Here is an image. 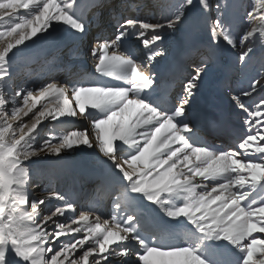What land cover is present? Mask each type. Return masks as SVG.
<instances>
[{"label": "snow or ice", "instance_id": "6c2138e0", "mask_svg": "<svg viewBox=\"0 0 264 264\" xmlns=\"http://www.w3.org/2000/svg\"><path fill=\"white\" fill-rule=\"evenodd\" d=\"M128 7L124 0L118 5L113 0H0V42L6 37L15 41L6 46L0 43V264H232L233 248L243 253L240 264H264V239L253 235L264 234V201L247 202L252 190L264 184V62L246 88L231 90L235 106L244 114V130L232 133L224 150L214 149L197 134L201 126L218 134L222 122L193 115L192 111L221 47L240 49L238 59L245 71L251 70L257 44L264 50V0H251L244 6L248 27L242 32L234 30L231 23L240 6L218 0L202 58L183 77L181 91L171 100L167 89L175 75L158 84L157 73L142 71L141 67L164 55L169 32L177 31L190 14L205 15L212 3L168 0L162 6L163 23L124 15ZM89 8L109 15L119 9L120 14L115 38L98 36L97 44L89 47L96 74L71 87L78 112L67 99V85L61 89L54 82L48 83L41 87L39 98L31 88L14 89L13 61L26 50L53 44L52 37L59 35L56 28L63 25L74 35L86 37L90 24L85 14ZM49 29L53 32L46 37ZM130 36L144 45V65L135 53L124 50ZM32 37V44H25ZM156 93L161 96L155 98ZM47 96L63 98V107L58 102L54 111L45 108L32 112L36 104L29 101ZM19 102L24 107H17ZM89 107L96 110L95 116L89 114ZM29 112L34 117L31 126L21 118ZM85 113L95 132V143L88 138L89 128L37 140L41 120L50 117L60 121ZM10 114L20 122L16 126L18 138L9 123ZM79 146H85V151L91 149L89 156L95 165L106 166L102 173L106 191L114 197V229L107 220L102 226L101 217L95 215L93 219L90 212L79 213L71 225L61 223L66 211V219L76 217L75 202L59 192L39 198L31 191L35 183L29 169L32 157L47 151L64 159L69 150ZM138 161L142 168L136 167ZM171 195H177L179 202L166 207L169 200L163 197ZM53 198L59 202L55 210L49 208L50 215H41V206ZM141 198L158 205L173 220L187 218L201 234L202 242H214V261L199 254V245L166 244V230L148 215ZM101 211L97 205L96 212ZM49 222L55 225L51 231ZM81 233L77 239L76 234Z\"/></svg>", "mask_w": 264, "mask_h": 264}, {"label": "rangeland", "instance_id": "374dc122", "mask_svg": "<svg viewBox=\"0 0 264 264\" xmlns=\"http://www.w3.org/2000/svg\"><path fill=\"white\" fill-rule=\"evenodd\" d=\"M58 2H59V0H58ZM85 2H86V0H85ZM167 2H168V0H166V2H164V4ZM210 2L212 3V8L206 13L205 27H204V31L206 33H208L209 36H211L210 24L212 22L213 17L216 15L215 5L218 2V0H210ZM219 2L224 3V4H229V5L240 6L231 18V23H232L234 30H236L238 32H242L245 28L248 27V24L246 22L247 18L244 15V6L250 4L251 0H219ZM164 4H160L159 6H156L155 8L152 7V8H149L147 10H142V9H141V11L135 10L130 16H132V17L139 16L142 18L148 17L150 22L155 23V22H157V20H159V22L163 23V20L161 19V17L165 14L163 12V9H162V6ZM248 10H250V9H248ZM198 13L199 12H195L193 15L190 14L189 19L187 20V22H185V24L180 26L177 31L169 32L166 35V38L164 40V55L162 57H157L156 61H154L151 65H148L146 67L144 66L143 71H147V72L151 73L149 68L154 67V69L158 73L162 74V73L167 72L168 62L172 59L171 58L172 55L175 54V52L177 50L176 48L178 46V42L180 40V37L182 36L181 31L186 29V27L189 26L190 22L192 21L191 19L194 18ZM0 30H3V29L0 28ZM27 31H30V29H28ZM52 32H53V30L49 29V33L44 34V35L47 37V36H49V34H52ZM55 32L59 35L52 37L53 41H54L53 44L48 45L42 49L33 48V49L26 50L24 53H22L20 56H18L13 61L12 85L15 84V81L19 77L18 74H16V71L19 68L24 67L26 65H34L33 68L29 69L30 70V72H28L29 73V79L27 81V84L24 87L31 88L33 91V95L35 97H38V98L41 97L40 89H41V87L46 86L48 83L54 82L57 84L58 88L62 89L63 85H62L60 80L56 81V79H54V78H46L45 79V77H44V76H47L48 75L47 73L49 72L48 68H47L48 66H46L45 64L42 63L44 61V56L46 55L44 53V51L46 49H54L55 50V56L53 59H55V58L57 59L59 56H61L60 54L64 50L66 43H68L72 40L80 41L81 37L74 35L72 33V30L70 28H68V26H66V25H63L61 27H57ZM13 35L15 36L16 34H13ZM31 39H35V37H32V38L26 40L25 44H32ZM7 42L15 43V41L13 39H10L7 37L5 38V40L3 42H0V43H4V45L6 46ZM139 44H142V43L140 42ZM18 47L23 48L24 45H19ZM77 48H78V45L73 48V51H76ZM13 51H15V48L13 49ZM229 52L232 53V56L236 61L237 71L242 75H244V74L245 75H248V74L249 75H256V73L259 71V69L262 65V62H264V50H262L260 48L259 44H257V46H256V57H254V59L252 61V67H251L250 71L242 70L241 63L239 62V59H238V57L240 55V49H238V48L237 49H230V48H225V47H221V49H220V55H224V56H221V57H223V59L228 58L227 53H229ZM65 54L68 55L69 53L66 52ZM64 56H63V59L66 60L68 56H65V58H64ZM143 62L145 63L144 60L140 63H143ZM58 63H59V61L54 63L55 67H52V69H50V70L54 71L55 68H58V66H59ZM89 63L90 62H88V64ZM32 72H33V74L30 75V73H32ZM159 77H160V79L157 81V83L161 84V81L163 80V78L160 75H159ZM120 83H122V82L120 81ZM148 91H150V90H144L145 93H147ZM199 94L200 93H198V96L193 103V108H192L193 115H196V102H197V99L199 98ZM253 95H254V97L256 96V94H253ZM159 97H160V93H156L155 98H159ZM62 101H63V98H60L57 96H47V97L41 98L35 102L30 100L29 104L31 105L32 103H35L36 106L41 104V106H39V107L35 106V108L32 109V112L43 111L45 108H47L48 110L54 111L55 110L54 107L58 102L60 103V106L63 107ZM71 106L73 108H76L77 112H78V104L75 100L73 102H71ZM17 107H24V105L22 102H19L17 104ZM9 108H11V105H9ZM32 112H29L27 116L22 115V117H21L23 119L24 123L28 124L29 126H31V123L34 122V117L32 116ZM86 116H87V113H85L84 115L78 114L76 116V118L78 117L79 119L82 120V122H80L81 124H78V123L74 124V122H75V120L73 119L74 117L61 118L60 121H53V120H51L50 117L48 119H43V120H41V123L37 126V129L39 131V136L37 137V140L39 142H42L43 140L48 139L50 135H54V136L58 137L60 135L68 134V133H71L73 131H83L84 128H89L90 131L88 133V138H89V140L92 141V143H95V132L91 130L90 121L87 120ZM14 118L15 117H13L10 114L8 120H9V123H11L13 125V131L16 132V138H18L19 132H18V129L16 126L20 122L17 119L13 120ZM7 138L8 137L6 135V139ZM52 142L56 143L58 141L53 140ZM69 151H70V155H68L67 158H64V159H62L61 157H55V156L47 153V151H45L44 153H42L38 156H34L31 158L32 161L30 162V165H29L30 172L37 173L36 175H38L39 181L41 183H43L42 184L43 187L42 186H41L42 188L39 187V190L41 189L40 190L41 195L34 194L36 197L43 198L45 196H51L52 192H59L63 195H66V197L70 199L72 196V189L75 188V187L73 188V185L76 182V179H80L85 174H87L85 177L87 179L92 175L95 176V174L99 173V171L103 172L106 170V166H98V165H95L94 162L91 161V158L89 156V154L91 153V149H87V151H85V146H79L75 151H71V150H69ZM25 163H28V162L26 161ZM91 167L94 169L92 171L96 170L95 174H94V172L91 171ZM136 167L142 168L143 163L138 161L136 164ZM81 169H86V170L84 173H82V172L80 173L79 170H81ZM77 175H78V178H77ZM102 175H103V173H102ZM95 177L93 179H95ZM93 179L91 178L90 180L93 181ZM95 182L93 181L94 184L91 183L92 187L98 181L96 183ZM104 182H105V180H104ZM94 187L95 188L93 189V193H94V190L96 191V189L99 187H100L99 188L100 190L105 188L104 183L96 184ZM255 194H257V193L253 189L251 196L249 197V200L247 202H251L252 199H255ZM135 195L139 196L140 194H135ZM109 196H108V198L106 197V199L109 200ZM112 198L113 199L110 200V205L112 203V200H114V197H112ZM178 200H179V197H178ZM143 201H144V199L141 198V202H143ZM144 203L148 204V202H145V201H144ZM58 204H59V202L56 201L54 198L51 199L50 201H46L45 205L41 206L42 208H44V211L42 213H45L48 211L45 214V216L50 215V211L48 209L50 208L51 210L54 211L55 207ZM87 204H88V202H86V205ZM170 204H171V202L165 206L169 207ZM59 206L63 207V205H59ZM28 210L30 211V208ZM78 211L80 212L79 208H78ZM82 211H85L84 208H82ZM87 212H89V210ZM95 214L99 215L101 217L100 212L99 213L95 212ZM111 214H112V211H111ZM77 215H79V213H77ZM77 215H76V217L67 218V219L65 218V219H63V221H60V222L71 225L72 219L77 218ZM93 219H94V217H93ZM105 220L108 221L107 218L106 219L101 218L100 222H101L102 226H104L103 221H105ZM177 220H183V221L190 223V221L184 217H181ZM113 223L109 222L108 226L115 228V224H113ZM73 226H78V225H73ZM81 235H82V233L76 234L77 239L81 238ZM263 238H264V234L259 239H263ZM60 239L63 240V239H65V237H61ZM204 257L206 259H208L210 262L213 261L212 259L208 258V255L204 256ZM133 259H135V258H133ZM65 264H67L66 261H65Z\"/></svg>", "mask_w": 264, "mask_h": 264}, {"label": "bare ground", "instance_id": "6f19581e", "mask_svg": "<svg viewBox=\"0 0 264 264\" xmlns=\"http://www.w3.org/2000/svg\"><path fill=\"white\" fill-rule=\"evenodd\" d=\"M152 7H156V5L155 4H145V5H143V8H142V10H147V9H149V8H152ZM192 25H193V21L191 22V27H192ZM188 26V25H187ZM76 43H78V41L77 40H72V42H70L69 44H67V46L66 47H70V46H72V45H74V44H76ZM188 45H187V43L185 44V45H183L182 46V50H183V52H186L185 50L187 49L186 47H187ZM178 58V57H177ZM184 57H179L178 59H177V62H179L180 64H178L176 67H178L177 69H181V67L182 66H184L185 65V63H184ZM174 63V62H173ZM216 64H217V66L219 65V62H218V59H217V61H216ZM37 65V64H36ZM34 67V65H26L25 67H24V69H23V73L24 74H28V72H30V70H27V69H31V68H33ZM173 68H175V63L172 65V69L170 70V72H171V74H176V72L174 71V69ZM54 74V79H60V78H63L64 77V75H65V73H64V70H62V69H60V70H58V72H56V73H53ZM105 80H110V82H112V83H117V82H120V81H111V79L110 78H108V77H105ZM70 87H72V85H70ZM206 91L204 90V93H205ZM168 95V98H169V100H171V98L169 97V93L167 94ZM48 99V98H47ZM67 99L69 100V102H70V104H71V102H73L74 100H75V98H74V96L73 97H67ZM62 103H63V101H62ZM39 106H41V104H39L38 106H36V107H39ZM53 108V107H52ZM55 108V107H54ZM89 114L90 115H92V116H95L96 114H97V112H96V110H94V109H90V107H89ZM16 118H14L13 120H15ZM74 120H75V122H74V124H81L80 122H82V120L81 119H79L78 117L76 118V117H74L73 118ZM91 141V140H90ZM92 142V141H91ZM85 170L86 169H81V170H79L80 171V173L82 172V173H84L85 172ZM90 170V169H89ZM92 170H94L92 167H91V171ZM96 171V170H95ZM78 176V175H77ZM95 179H93V181L95 182L96 180L97 181H104L105 179H104V176L102 175V172L101 171H99V173H96L95 174ZM81 177V176H80ZM91 179V178H90ZM89 179V180H90ZM93 181H92V183H93ZM96 181V182H97ZM87 182V181H86ZM95 182V183H96ZM94 184V183H93ZM88 185V184H87ZM42 185L41 184H32V188H31V190L33 191V194H36V195H41V192H40V190H39V187H41ZM40 192V193H39ZM83 197V196H82ZM71 200H73V197H71L70 198ZM74 200H75V198H74ZM144 201L145 202H148L146 199H144ZM75 202V201H74ZM75 204H76V215H77V213H81V212H87L88 210L87 209H84L85 211H82V206H83V201H82V199L81 200H79V201H77V203L75 202ZM79 206H78V205ZM78 208H79V210H80V212L78 211ZM87 210V211H86ZM95 210H89V212L90 213H93L94 215H93V217L95 218V212H94ZM48 212V211H47ZM47 212H45V213H42L41 215H45ZM100 214H101V218H106V216H107V211H105V209L102 211V212H100ZM78 216L79 215H77V218H78ZM66 217H69V212L68 211H66L65 212V214H64V216H61L60 217V221H63V219H65ZM110 222H113L112 221V219H110ZM113 224H115V222L113 223ZM55 227V225L54 224H52L51 222H49V224H48V230L49 231H51L53 228ZM111 228H113L114 229V227H111ZM123 234V233H122ZM256 235V234H255ZM257 236V235H256ZM258 236H260V234L258 235ZM172 239H175V238H172ZM165 243H169L168 245H172V244H181V243H178V242H175V241H173L172 243H170L169 241H167V240H165L164 241ZM196 244H199L198 243V241L196 240V242L194 241L193 242V244H192V246H196ZM181 245H186V244H181ZM200 246V245H199ZM198 251H199V254H201V255H203V256H207L208 255V258H210V259H212L213 261H214V255H212L209 251H205L203 248H201V246L199 247V249H198ZM236 256H233L232 255V264L233 263H235L236 262V259L237 258H235ZM133 258H135V257H133ZM116 260H119V257H117V258H115Z\"/></svg>", "mask_w": 264, "mask_h": 264}]
</instances>
